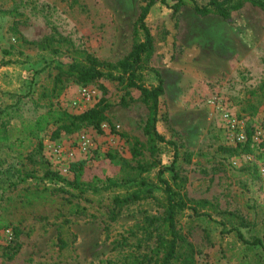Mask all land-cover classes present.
<instances>
[{"label":"rangeland","instance_id":"obj_1","mask_svg":"<svg viewBox=\"0 0 264 264\" xmlns=\"http://www.w3.org/2000/svg\"><path fill=\"white\" fill-rule=\"evenodd\" d=\"M185 1L176 16L169 8L174 0H169L154 5L146 18L154 38L149 66L164 86L157 131L179 147L174 187L209 215L196 217L186 210L178 228L195 246V264H264V251L248 252L220 224L239 225L242 219L246 238L264 234V137L259 132L264 130V11L244 4L228 19L201 17ZM194 1L204 5L209 0ZM142 3L0 0V109L15 107L12 122L18 126L44 112L40 105L47 100L38 97L43 87L55 85L58 63L84 53L102 62L121 60L138 39L134 23ZM46 38L41 47L24 42ZM143 81L156 83L150 72ZM55 87L50 101L69 114L105 99L110 107L101 132L82 123L58 139H50L51 130L42 134L41 151L36 142L19 150L0 147L2 169L41 176L48 167L70 178L73 161L97 166L94 156L109 150L130 160L135 149L133 164L153 162L145 175L155 183L159 167L174 161L170 147L149 154L142 131L147 110L137 90L109 79L81 85L65 77ZM122 99L127 106L120 105ZM226 114L238 121L245 142L236 140ZM0 186V264H144L153 249L150 225H157L162 209L152 200L127 206L110 222L105 199L92 203L48 186L44 191L45 186L33 182L8 188L2 175Z\"/></svg>","mask_w":264,"mask_h":264},{"label":"trees","instance_id":"obj_2","mask_svg":"<svg viewBox=\"0 0 264 264\" xmlns=\"http://www.w3.org/2000/svg\"><path fill=\"white\" fill-rule=\"evenodd\" d=\"M168 1L142 0L143 3L134 23V33L138 39L130 52L121 60L115 63L102 62L95 56L84 53L69 63H58L54 67L56 69L55 85L51 89L44 87L41 89L38 100H47V102L40 105L44 112L37 115L36 118L21 120L16 126L12 120L17 118L15 117L17 109L13 106L0 109V147H5L10 151L11 149L19 150L23 149L25 145L30 146L36 142L41 151L43 149L41 136L49 130H51L50 139L54 140L58 139L60 133H69L77 124L82 123L101 132V125L106 121L104 113L110 105L103 98L92 108L77 115L69 114L50 101L55 94L56 83H60L63 77L74 79L81 85L100 79H109L123 84L126 89H135L139 92L140 102L147 110L142 131L146 138L149 154L152 157L158 154L161 146L170 147L173 151L174 161L170 166L159 167L155 176L156 182L153 183L149 176L145 175L150 171L152 165L154 166L153 162L133 164V157L138 154L135 149L130 160L117 151L109 150L104 154L94 156V160L99 162L97 166L87 165L84 160L73 161L69 165L70 178L63 177L59 172L48 167L43 169L41 176L31 171H23L21 168L14 170L12 174L10 168L2 169L0 167V175L5 177L8 188H16L20 184L33 182L37 186H45L44 191L51 187L52 192L68 193L92 203H101L105 199L108 201L105 208H107L110 222H115L127 206L142 200H152L162 209V214L154 220L157 225H150L153 226L152 231H149V237L153 239V249L142 259L144 264H195V246L178 228V219L180 214L186 210L192 211L196 217L209 215L199 211L196 205H192L174 187L178 178L174 164L179 154V147L157 131L160 98L164 94V86L159 72L149 66L154 51V38L146 18L154 5L158 2L167 5ZM186 4L185 0H174V4L169 7L172 16H176L181 7ZM189 4L195 15L201 17L215 15L228 19L231 12L239 10L244 4H250L264 11V0H209L204 5L190 0ZM18 38L21 39L19 35ZM46 41L47 38L43 43L24 42L41 47ZM147 72L153 75L155 84H144L143 77ZM127 102L122 99L120 105L127 106ZM243 148L246 149L247 146L245 145ZM105 165L110 169L106 171ZM165 172L171 174L170 179L163 177ZM11 178H14L13 181ZM155 191H159L160 195L157 196ZM225 215L234 217L230 213H225ZM231 223V221L229 223L227 221L220 222L223 227L222 232L232 233L248 252L252 250L264 251V234L248 239L240 230V227L246 226L243 225L242 219L239 225ZM60 244L61 248L65 247L63 241H60Z\"/></svg>","mask_w":264,"mask_h":264},{"label":"built area","instance_id":"obj_3","mask_svg":"<svg viewBox=\"0 0 264 264\" xmlns=\"http://www.w3.org/2000/svg\"><path fill=\"white\" fill-rule=\"evenodd\" d=\"M224 118H225L226 124L229 127V129L234 132V136H235L236 140L238 142H245L247 140L245 135L237 130L239 127L238 121L236 119L229 117V115H227V114L224 115ZM259 132H260L261 136L264 137V130L261 129ZM82 139H83V137H82ZM82 144L84 146H86L87 142L84 140V141H82ZM6 232H8V231H6Z\"/></svg>","mask_w":264,"mask_h":264}]
</instances>
